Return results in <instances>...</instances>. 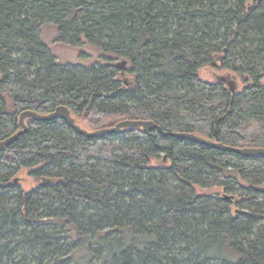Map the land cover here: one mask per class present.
Instances as JSON below:
<instances>
[{
    "label": "trees",
    "instance_id": "obj_1",
    "mask_svg": "<svg viewBox=\"0 0 264 264\" xmlns=\"http://www.w3.org/2000/svg\"><path fill=\"white\" fill-rule=\"evenodd\" d=\"M47 22L100 58L56 61ZM204 65L244 86L201 79ZM263 75L264 0H0V141L23 110L60 105L91 130L161 128L88 137L61 115L27 118L0 148V264H264V154L169 134L264 147Z\"/></svg>",
    "mask_w": 264,
    "mask_h": 264
},
{
    "label": "rangeland",
    "instance_id": "obj_2",
    "mask_svg": "<svg viewBox=\"0 0 264 264\" xmlns=\"http://www.w3.org/2000/svg\"><path fill=\"white\" fill-rule=\"evenodd\" d=\"M57 27L55 24L50 22L44 23L40 37L45 44L49 46L52 53L56 57V61L61 64L67 63H82L86 65H90L92 62L100 58L101 51L94 47L93 45H88L87 42H83L81 46H70L68 44L62 43L57 40ZM200 78L206 81L214 82L217 80L224 81L225 85L229 86H237V90L241 89L244 86L243 78L240 75H237L229 70L219 68L213 65H204L200 67L199 70ZM247 77V76H246ZM224 78V79H222ZM264 83V75L262 79ZM8 99V108H12V100ZM77 121L80 124L87 128L88 130L92 129L91 126L82 119H78ZM156 160L153 159L151 164H155ZM31 168H22L19 172H16V178L20 185L27 191L38 185L40 181L31 175ZM197 194H205L206 195H231L227 193L223 187H201L196 186L195 189Z\"/></svg>",
    "mask_w": 264,
    "mask_h": 264
},
{
    "label": "water",
    "instance_id": "obj_3",
    "mask_svg": "<svg viewBox=\"0 0 264 264\" xmlns=\"http://www.w3.org/2000/svg\"><path fill=\"white\" fill-rule=\"evenodd\" d=\"M127 64V62L125 60L120 61L117 65L119 68H124L125 65ZM224 79V78H222ZM229 90L231 91H235V89H237V86H229ZM58 115H61L63 117H65L67 119V122H69V124L75 128L77 131H79V133H82L88 137H92V136H98V135H102V134H106V133H113V132H117V130L123 129V128H127V127H142L143 130L145 131H150V130H154L155 128H159V130H161V128L152 120H121L119 122H116V124L112 127H107V128H103L100 130H88L82 126H80L75 120V118L71 115V111L70 109H68V107H66L65 105H60L57 108L54 109V111L48 113V114H42V113H38L36 111L33 110H23V112H21V114L19 115V126L20 129L14 133L13 135H10L8 138L6 137V139L0 141V148L7 146L9 143H11L12 141H14L20 134L25 133L28 130V124L26 123V119L27 118H35V119H42L43 120H50L53 119L55 117H57ZM169 134L176 136V137H183V138H188L190 140L196 141V142H200V143H204L206 145H209L211 147H215V148H220V149H224V150H229V151H234V152H238L240 154L243 155H258V154H264V147H234L231 145H226L223 143H218L215 142L213 140H210L208 138H205L201 135L195 134V133H187V132H170ZM226 198H228V195L226 196Z\"/></svg>",
    "mask_w": 264,
    "mask_h": 264
}]
</instances>
